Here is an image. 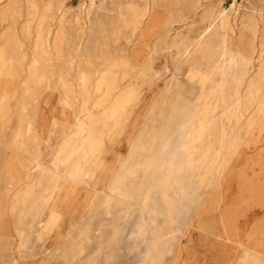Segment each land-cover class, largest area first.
<instances>
[{
	"label": "rangeland",
	"instance_id": "1",
	"mask_svg": "<svg viewBox=\"0 0 264 264\" xmlns=\"http://www.w3.org/2000/svg\"><path fill=\"white\" fill-rule=\"evenodd\" d=\"M56 1L35 0L37 9L32 10L29 0H0V54L12 63L14 77H27L33 59L39 61L38 74L51 76L50 87L30 81L13 92L7 113L0 109V264H13L14 259L18 264H141L144 244L135 237L136 225L143 216L139 208L147 200L150 206L164 211V191L175 193L177 208L173 214L174 252L167 257L166 264H264V255L259 262L244 259L246 253L251 254L255 240L260 239L264 245V130L233 134L232 139L239 136L236 140L240 145L236 155L230 156L227 149L220 150L219 130L213 127L199 144L197 157L204 162L200 163V170L185 169L180 182L164 186L166 172L160 162L182 140L180 126L190 107L173 94L164 103L145 105L143 102L150 95L149 77L138 76L133 101L119 108L114 117L99 120L108 106L97 105L103 92L89 87L86 94L77 81L78 69L90 67L74 51L75 42L78 38L85 42L86 35H76L69 28L65 42H55V18L60 12L55 6L48 11L47 6ZM62 1L61 11L68 10L70 18L80 10V0ZM201 2L202 7L185 29L200 28V15L209 6L221 5L226 10L233 6L231 14L238 23L252 10L264 14V0ZM105 7L106 14H115L112 4L107 2ZM105 22L110 35L121 29L109 18ZM39 29L52 30L44 44L46 51L37 37ZM119 36L112 35L110 43L117 45L119 41L124 48L125 39ZM71 58L74 67L70 84L64 86L61 69L69 66ZM163 58L161 54L155 55L153 65L162 68ZM94 62L101 68L109 63L101 54ZM166 79L167 75L160 73L159 84ZM86 95L87 107L94 114L89 120L81 110ZM217 115L215 121L219 123ZM78 117L84 119L86 131L75 137V127H69L76 124ZM67 120L70 126L65 125ZM67 140L70 144L62 149ZM81 144L86 154L73 155L72 162L84 157V166L92 175L74 186L69 212L62 210L56 216L51 212L53 198L47 196L54 183L53 175L30 161L64 173L66 166L57 163V158L65 159ZM217 150L223 159H231L229 166L235 183L232 187L217 186L210 177L200 179L211 167L206 160L212 159ZM148 160L145 170H138L133 178L128 175L138 168V163ZM70 165L72 170L74 163ZM28 167L32 170L26 177ZM238 173L245 179L242 185L237 183ZM114 181L126 190L127 197L107 196L98 191L109 192ZM58 182L63 184L64 179L58 177ZM221 192L226 195L224 202L219 201ZM248 194L259 199L243 200L242 196ZM233 204L246 210L235 216L232 225L234 241L243 247L222 243L217 237L222 232L218 223L220 211ZM162 221L157 219V223Z\"/></svg>",
	"mask_w": 264,
	"mask_h": 264
},
{
	"label": "bare ground",
	"instance_id": "2",
	"mask_svg": "<svg viewBox=\"0 0 264 264\" xmlns=\"http://www.w3.org/2000/svg\"><path fill=\"white\" fill-rule=\"evenodd\" d=\"M80 1V10L72 18L68 16V10L61 11L62 0L50 2L47 10L51 11L55 6L60 12L55 18L56 27L53 32L57 44L65 42L69 28L74 29L76 35H86L85 42L81 38L76 39L78 42H75L74 51L84 57L90 67L89 71L78 69L77 81L86 94L89 87L94 92H103L97 105L108 106L99 120L106 121L114 117L119 108L133 101L132 93L138 76L149 77L147 83L150 95L144 100L145 105L164 103L168 96L173 94L190 107L180 126L182 140L175 147V151L160 162L166 172L163 178L166 181L164 186L170 187L169 182L172 181L180 182V175L185 169L192 172L200 170L199 165L204 162L197 157L199 144L213 127L219 130L220 150L227 149L230 156L236 155L240 145L236 140L239 136L232 139L233 134L264 130V14L261 10L244 14L238 23L231 14L233 6L230 10L221 5L209 6L204 8L200 15L201 27L192 30L185 29L184 26L192 22L197 15L203 5L201 0ZM107 2L114 6L115 14L112 16L105 13ZM29 3L32 10L37 9L35 0H29ZM108 18L110 22L121 26L120 30L112 31V35L116 38L123 36L124 48L119 41L117 45L110 43L113 37L105 25ZM51 31H38L37 37L43 50L46 49L44 44L47 43ZM97 54H101L109 62L105 68L94 62ZM157 54L164 57L162 68L153 65V57ZM72 60L73 58L68 67L61 69V84L64 86L70 84L69 76L74 67ZM38 62L37 59L32 60L27 68V77H14L12 63L0 54V109L7 113L13 92L27 86L26 84L51 86V76L37 73ZM160 73L169 78L162 84L158 82ZM31 76L36 80L31 79ZM57 83L60 85V80H57ZM114 90H117L116 94L112 93ZM87 102L86 95L81 110L85 112V119L89 120L94 114L93 110L87 107ZM216 115L220 118L219 123L215 121ZM83 122L84 119L78 117L75 125L70 126V120H67L65 125L70 126L69 128L75 127L74 135L77 137L86 131ZM68 144L70 141L67 140L62 149ZM220 150H217L212 159L206 160L212 168H206V174L200 179L204 181L210 177L217 186L226 184L232 187L235 183L229 166L231 159H223ZM82 152L84 156L86 152L81 144L65 159L57 158V163L66 166L64 173L43 168L39 161H30V164L34 163L38 168L53 175L51 179H54V183L49 186L47 196L53 198L51 212L56 216H59L62 210L69 212L74 186L92 175L84 166V157L76 158L72 162L73 155ZM149 161L138 163V168L131 170L128 175L135 177L138 170H145V164L149 165ZM70 163H74L72 170ZM31 170L32 168H27L26 177L31 175ZM58 177L64 179L63 184H59ZM236 177L239 180L238 185H242L245 180L242 174L238 173ZM173 186L175 185L171 184V187ZM98 191L107 196L127 197L128 194L115 181L109 185V192ZM148 196L146 194L145 198ZM175 197V193H162L164 211L150 206L147 200L140 206L139 210L143 216L136 225L135 237L144 244L141 264H166L167 257L174 252L173 214L177 210L174 206ZM242 197L246 201L259 199L254 194ZM225 199V193L221 192L219 201L224 202ZM245 212L246 210H240L234 204L225 206L220 211L218 223L222 232L217 236L219 241L243 247L242 243L234 241L232 225L235 216ZM158 218L163 221L157 223ZM263 255V242L257 239L251 254L246 253L244 259L259 262ZM13 264H18V260L14 259Z\"/></svg>",
	"mask_w": 264,
	"mask_h": 264
},
{
	"label": "crops",
	"instance_id": "3",
	"mask_svg": "<svg viewBox=\"0 0 264 264\" xmlns=\"http://www.w3.org/2000/svg\"><path fill=\"white\" fill-rule=\"evenodd\" d=\"M44 115H45V112H44V114H43V118H44ZM43 123H45V121H43ZM44 126H45V125L42 124V130L45 129Z\"/></svg>",
	"mask_w": 264,
	"mask_h": 264
}]
</instances>
